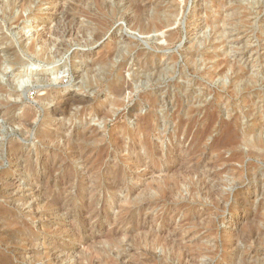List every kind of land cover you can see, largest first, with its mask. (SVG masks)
<instances>
[{"label": "rangeland", "instance_id": "374dc122", "mask_svg": "<svg viewBox=\"0 0 264 264\" xmlns=\"http://www.w3.org/2000/svg\"><path fill=\"white\" fill-rule=\"evenodd\" d=\"M0 264H264V0H0Z\"/></svg>", "mask_w": 264, "mask_h": 264}, {"label": "bare ground", "instance_id": "6f19581e", "mask_svg": "<svg viewBox=\"0 0 264 264\" xmlns=\"http://www.w3.org/2000/svg\"><path fill=\"white\" fill-rule=\"evenodd\" d=\"M7 1V0H6ZM13 1V0H12ZM17 1V0H16ZM22 1V0H21ZM15 2V1H14ZM19 2V1H18ZM130 2V1H129ZM13 3V2H12ZM22 3V2H21ZM6 4V3H5ZM133 4V3H132ZM15 5H16V3H15ZM17 6V5H16ZM25 8V7H24ZM106 9V8H105ZM116 10H118V9H116ZM9 11V10H8ZM14 12V11H13ZM10 13V12H9ZM9 15V14H8ZM16 19V18H15ZM31 20V19H30ZM97 20V19H96ZM145 20V19H144ZM151 22H153V21H151ZM100 23V22H99ZM103 23V22H102ZM146 22H144V24H145ZM143 24V23H142ZM149 24V23H148ZM154 24H155V22H154ZM156 24H158V23H156ZM100 25V24H99ZM146 25H147V23H146ZM146 25H145V27H144V25H143V27H144V30H148L147 29V27H146ZM166 26V25H165ZM150 27H151V25H150ZM73 28V27H72ZM72 28H70V29H72ZM158 28V27H157ZM103 29V28H102ZM69 30V29H68ZM73 30V29H72ZM153 30V29H152ZM100 31V30H99ZM99 34V33H98ZM171 35V36H170ZM169 36H170V39H172L173 38V34H170ZM96 36H97V34H96ZM39 40V39H38ZM42 42V41H41ZM38 44V43H37ZM62 45V44H61ZM47 47V46H46ZM40 48V47H39ZM37 50H39V49H37ZM28 51H29V49H28ZM41 51L42 52H46V49L45 48H42L41 49ZM114 54V53H113ZM44 55V54H43ZM113 56V55H112ZM45 57V56H44ZM39 58V57H38ZM110 59V58H109ZM10 60V59H9ZM49 60V59H48ZM7 66V65H6ZM24 71H26V68H25V70ZM58 70H55V72H53V74H59L58 72H57ZM28 73V72H27ZM32 76V75H31ZM30 76V77H31ZM57 76V75H56ZM30 77H29V79H30ZM24 79V78H23ZM26 79V78H25ZM28 79V78H27ZM31 80V79H30ZM20 81V80H19ZM23 82V81H22ZM27 82V81H26ZM31 83V82H30ZM20 84V83H19ZM22 85V84H21ZM21 85H17V86H21ZM124 90V89H123ZM118 95H120V94H118ZM77 101V99L76 100H72V99H70L69 101H68V103H74V102H76ZM67 102V101H66ZM42 103V102H41ZM55 111V110H54ZM32 114V113H31ZM152 114V113H151ZM144 118V117H143ZM13 121V120H12ZM18 121H19V119H18ZM15 122V121H14ZM20 122V121H19ZM25 122V121H24ZM25 124V126H26V123H24ZM156 124V123H155ZM30 125V124H29ZM28 125V126H29ZM27 126V127H28ZM158 130V129H157ZM153 134V133H152ZM141 141V140H140ZM145 141V140H144ZM142 142V141H141ZM146 142V141H145ZM140 144H142V143H140ZM117 145V144H116ZM143 145V144H142ZM141 147H143V146H141ZM155 148V147H154Z\"/></svg>", "mask_w": 264, "mask_h": 264}]
</instances>
